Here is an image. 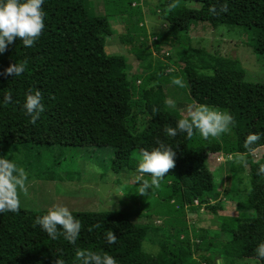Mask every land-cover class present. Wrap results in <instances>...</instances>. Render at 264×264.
Segmentation results:
<instances>
[{"label":"trees","instance_id":"trees-1","mask_svg":"<svg viewBox=\"0 0 264 264\" xmlns=\"http://www.w3.org/2000/svg\"><path fill=\"white\" fill-rule=\"evenodd\" d=\"M148 1L104 0L107 17H136L131 31L120 40L153 73L130 77L126 58L105 50L112 30L106 16L95 14L92 0H44L45 27L35 44L25 47L16 38L0 54V158L7 159L6 154L13 151L29 156L34 146L111 148V170L118 174L136 171L140 149L151 150L159 143L172 147L174 167L148 193L156 194L157 215L166 217V225L175 226L174 244L161 241V253L156 256L144 252L149 228L134 224L131 215L120 210L71 212L81 224L75 243L63 236L52 240L35 224L48 211L27 210L20 203L16 212L0 213V264H55L56 257L64 264H80L76 260L79 249L106 252L118 264H232L242 259L264 264L253 251L264 240V174H258L264 156L259 161L253 157L264 147V135L245 147L249 133L264 134V83L247 80L238 59L195 48L187 34L199 23L215 30L221 25L240 27L254 53L264 57V0H158L156 5ZM142 3L148 12L155 6V13L169 25L154 35V42L140 26ZM169 5L174 7L168 10ZM165 51L170 54L167 62H158L152 69L154 54ZM24 61L23 74L3 75L10 64ZM172 66L178 71L169 72ZM177 77L183 87L172 83ZM186 86L193 103L227 111L235 126L207 140L196 130L190 138L181 133L167 136L165 127H175L176 121L187 118L179 111L166 112L167 99L173 95L176 100L177 87L186 91ZM29 89L41 92L45 106L35 124L23 110ZM6 95L11 102H4ZM237 153L246 157L251 190L238 204L239 216L218 217L229 240L216 244L194 231L201 238L194 252L219 247V259L215 261L205 252L198 259L183 257L178 253L181 246L191 250L187 224L180 226L185 210L199 208L196 202L218 210L210 207L208 199L219 188L208 169V156ZM141 183L151 184L150 175ZM164 204L173 209L166 210ZM108 231L117 238L114 244L106 242Z\"/></svg>","mask_w":264,"mask_h":264},{"label":"rangeland","instance_id":"rangeland-1","mask_svg":"<svg viewBox=\"0 0 264 264\" xmlns=\"http://www.w3.org/2000/svg\"><path fill=\"white\" fill-rule=\"evenodd\" d=\"M95 14L106 16L104 0H92ZM157 4L158 0L148 3ZM152 5V4H151ZM133 6H136L135 4ZM143 20L140 26L146 29L149 41L154 42V35L169 28L168 23L162 21L155 13V6L148 8L142 3ZM111 7L109 11L113 12ZM112 36L106 40L105 50L111 56H124L130 77L134 75H148L153 73L147 69V64L138 62L136 57L122 45L120 38L131 31L130 24L135 21L134 16L107 17ZM192 45L197 49H204L217 57H232L240 61L247 73V80L254 83H264V57L257 56L251 47L246 32L236 26L221 25L216 30L206 23H199L189 33ZM166 52V51H165ZM169 53L154 54L152 69L158 62L166 63ZM176 68L170 67L169 72ZM140 84L138 82L137 86ZM175 95L167 99L166 112L179 111L187 117V107L196 105L190 99L187 86L186 91L177 87ZM173 94V93H172ZM111 148H70V147H32L29 156L13 151L7 153L6 158L14 162L18 168H23L27 174L26 193L18 190V198L23 208L32 211H49L54 205L66 206L70 212H107L120 210L131 215L134 224L149 228L148 240L143 243L144 252L156 256L161 253L160 243L165 241L174 244V227L166 225V217L157 215L155 193L140 195L138 185L144 182L149 174L140 175L137 171H126L116 174L111 170ZM264 156V147L253 153L255 161ZM245 157V156H244ZM246 161V157H245ZM209 171L213 174L215 183L219 187L217 193L208 194L210 207H216L214 212L206 206H199L196 210H185V221L190 234L191 250L183 245L178 253L185 258L191 255L198 259L199 253L205 252L215 261L219 259V247L209 252L194 249L201 240L194 231L212 239L216 244L229 240L221 230L218 217H236L241 214L238 204L243 202L251 190L249 167L245 162L237 161L236 156L210 154L207 160ZM150 188L149 190H152ZM170 210L172 206L164 204ZM166 209V210H167ZM149 215V216H147ZM174 228V229H173ZM179 228V227H177ZM217 237V238H216ZM191 252V253H190ZM174 254V253H173ZM232 264H259L255 259L235 260Z\"/></svg>","mask_w":264,"mask_h":264},{"label":"clouds","instance_id":"clouds-1","mask_svg":"<svg viewBox=\"0 0 264 264\" xmlns=\"http://www.w3.org/2000/svg\"><path fill=\"white\" fill-rule=\"evenodd\" d=\"M43 4L44 0H0V54H3L16 38H20L25 47L30 48L35 44L45 27ZM172 7L174 5H169L168 10ZM25 64L26 61L10 64L3 75L18 77L25 72ZM172 83L183 87L178 77L173 78ZM4 102H11V96L6 95ZM23 110L25 115L30 117V122L35 124L45 110L39 90L29 89L25 92ZM230 126H235V120L227 111L208 105H189L187 118L176 121L175 127H165L164 132L169 137L181 133L190 138L196 130L207 140L209 137H218ZM262 135L264 134L249 133L245 139V147L260 140ZM139 157L136 171L140 175L149 174L151 177V184L138 185V193L146 195L150 188L159 187L160 180L174 167L175 153L172 147L159 143L158 147L151 150L140 149ZM236 159L246 163L241 153L236 154ZM258 174H264V165L259 167ZM26 181L27 174L23 168H18L11 160L0 158V213L18 210L20 206L18 190L26 193ZM35 224L50 239L56 240L58 236H63L70 244L75 243L81 230L79 219L62 205H54L46 214L37 217ZM105 239L108 244H114L117 238L112 231H108ZM253 251L259 260L264 261V240H261ZM76 260L80 264H118L117 260L106 252L98 254L83 249L77 250ZM55 264H64V261L56 257Z\"/></svg>","mask_w":264,"mask_h":264}]
</instances>
